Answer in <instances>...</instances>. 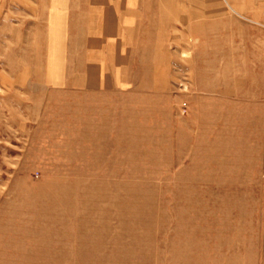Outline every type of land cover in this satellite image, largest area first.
Returning <instances> with one entry per match:
<instances>
[{
    "label": "rangeland",
    "instance_id": "1",
    "mask_svg": "<svg viewBox=\"0 0 264 264\" xmlns=\"http://www.w3.org/2000/svg\"><path fill=\"white\" fill-rule=\"evenodd\" d=\"M155 4L109 94L9 79L8 47L31 30L36 71L43 29L2 27L0 256L264 264V0Z\"/></svg>",
    "mask_w": 264,
    "mask_h": 264
},
{
    "label": "crops",
    "instance_id": "2",
    "mask_svg": "<svg viewBox=\"0 0 264 264\" xmlns=\"http://www.w3.org/2000/svg\"><path fill=\"white\" fill-rule=\"evenodd\" d=\"M155 3L156 0H0V34L2 27L16 30L30 26L37 18L43 29L42 43L35 47L40 59L37 70L33 71L28 61L33 50L29 30L20 39L22 45L8 47L11 58L23 59L22 66L8 67L3 73L9 79L17 74L40 75L37 85L41 90L94 94L121 90L131 80L134 42L144 25V12L156 10ZM0 264L26 263L1 255Z\"/></svg>",
    "mask_w": 264,
    "mask_h": 264
}]
</instances>
